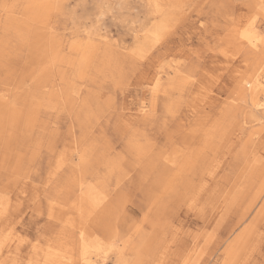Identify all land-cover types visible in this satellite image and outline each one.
<instances>
[{
    "label": "rangeland",
    "instance_id": "obj_1",
    "mask_svg": "<svg viewBox=\"0 0 264 264\" xmlns=\"http://www.w3.org/2000/svg\"><path fill=\"white\" fill-rule=\"evenodd\" d=\"M253 31L264 0H0V261L264 264Z\"/></svg>",
    "mask_w": 264,
    "mask_h": 264
},
{
    "label": "bare ground",
    "instance_id": "obj_2",
    "mask_svg": "<svg viewBox=\"0 0 264 264\" xmlns=\"http://www.w3.org/2000/svg\"><path fill=\"white\" fill-rule=\"evenodd\" d=\"M261 1H263V0H261ZM262 9V8H261ZM245 29V28H244ZM236 30V29H235ZM253 30H255V28L253 29ZM243 31V30H242ZM240 35V34H239ZM240 40H242L245 44H251L252 42H256V43H254V44H261V46L262 47H264V33H259L258 31H253V33H243V35L240 37ZM236 42V41H235ZM234 42V43H235ZM237 45V44H236ZM231 46H233V44L231 45ZM231 46H228V47H230L231 48ZM233 47H235V46H233ZM227 48V47H226ZM229 48V49H230ZM234 50H236L235 48H234ZM233 50V51H234ZM232 51V50H231ZM234 53V52H233ZM235 54V53H234ZM250 85V86H249ZM249 85H246V86H249L248 88V93H249V96H250V104H251V106L255 109V110H257V111H259V110H264V83L261 81V79L259 78V75H258V77L256 78V79H254L253 78V80L252 81H250V84ZM259 92H261V94H263V99L260 101H258V100H256V95L259 93ZM246 93V92H245ZM212 94V93H211ZM193 110V109H192ZM187 111V110H186ZM194 111V110H193ZM260 114V116H264L263 114H264V111H262V113L260 112L259 113ZM190 115V114H189ZM33 118V117H32ZM175 119V118H174ZM30 120V119H29ZM31 121V120H30ZM31 122H35V120H34V118L32 119V121ZM28 126H29V124H28ZM199 128H202V127H199ZM196 130H197V128H195ZM193 130V129H192ZM196 130H194V131H196ZM200 130V129H199ZM190 131V130H189ZM247 134V133H246ZM169 160V159H168ZM173 167V166H172ZM264 171V170H263ZM84 199V198H83ZM82 202H83V200H81ZM59 205V204H58ZM61 206V205H60ZM72 206V205H71ZM76 231V230H75ZM9 234V233H8ZM82 235V234H81ZM86 235V234H85ZM83 236V235H82ZM80 239H82V238H80ZM14 242V241H13ZM12 242V243H13ZM82 243H83V241H82ZM55 244V243H54ZM63 244V243H62ZM66 245V244H65ZM89 245V244H88ZM1 246H3V244H1L0 243V247ZM50 246V245H49ZM58 247V245H56L55 244V247ZM60 247V246H59ZM35 248V247H34ZM46 248V247H45ZM44 248V249H45ZM38 249V248H37ZM41 249V248H40ZM47 249V248H46ZM52 249V248H51ZM36 250V249H35ZM53 250V249H52ZM63 250V249H62ZM62 250H60L61 252H62ZM69 250V249H68ZM82 250V249H81ZM101 250V249H100ZM39 251V250H38ZM63 251H65V250H63ZM96 251V250H95ZM37 252V251H36ZM43 252V251H42ZM50 252H52V251H50ZM68 252V251H67ZM82 252V251H81ZM87 252V251H86ZM86 252H85V254H86ZM48 253H49V251H48ZM35 254V253H34ZM43 254V253H42ZM46 254V253H45ZM49 255H52L53 256V253L52 254H49ZM118 255V254H117ZM122 255V254H121ZM55 256H56V253H55ZM68 256H70V255H68ZM96 256V255H95ZM58 257H59V255H58ZM72 257V256H71ZM83 257H85V258H87V256H83ZM83 257H82V259L81 260H83ZM44 258V257H43ZM57 258V256L54 258V259H56ZM64 258V257H63ZM84 258V259H85ZM44 259H46V258H44ZM72 259V258H71ZM75 259V258H74ZM47 260V259H46ZM94 260V259H93ZM37 261L38 262H41L38 258L36 259V264H37ZM55 261H57V262H59L60 264H67L66 262H63L62 260H60V259H58V260H48V261H44L43 263H45V264H54L55 263ZM67 261H69L68 260V258H67ZM85 261V260H84ZM102 261H103V259H102ZM125 262V261H124ZM72 263V262H71ZM86 263V262H85ZM88 263V262H87ZM0 264H7L6 263V260H2V261H0ZM29 264H31V262H29ZM34 264V263H33ZM73 264H78V263H73ZM80 264H83V262L81 263V261H80ZM117 264V263H116Z\"/></svg>",
    "mask_w": 264,
    "mask_h": 264
}]
</instances>
